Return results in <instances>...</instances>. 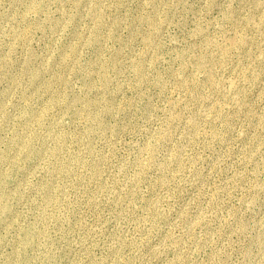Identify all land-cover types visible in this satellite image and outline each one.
Segmentation results:
<instances>
[{"label":"rangeland","instance_id":"rangeland-1","mask_svg":"<svg viewBox=\"0 0 264 264\" xmlns=\"http://www.w3.org/2000/svg\"><path fill=\"white\" fill-rule=\"evenodd\" d=\"M0 264H264V0H0Z\"/></svg>","mask_w":264,"mask_h":264}]
</instances>
